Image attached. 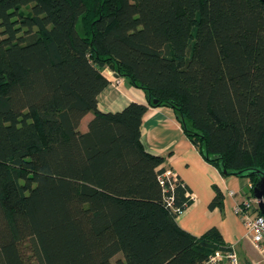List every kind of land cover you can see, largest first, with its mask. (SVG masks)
I'll return each mask as SVG.
<instances>
[{
    "label": "trees",
    "instance_id": "1",
    "mask_svg": "<svg viewBox=\"0 0 264 264\" xmlns=\"http://www.w3.org/2000/svg\"><path fill=\"white\" fill-rule=\"evenodd\" d=\"M104 68L146 103L99 110ZM157 106L251 196L264 170V2L0 0V264H113L118 252L116 264H207L230 249L215 226L178 224L189 188L141 141ZM214 188L209 207L222 208Z\"/></svg>",
    "mask_w": 264,
    "mask_h": 264
},
{
    "label": "crops",
    "instance_id": "2",
    "mask_svg": "<svg viewBox=\"0 0 264 264\" xmlns=\"http://www.w3.org/2000/svg\"><path fill=\"white\" fill-rule=\"evenodd\" d=\"M102 72L109 84L98 96L99 110H120L130 101L146 103L143 90L130 85L108 68ZM91 116L92 113L88 119ZM141 130L144 148L163 156V165L189 188L192 203L179 212L176 220L180 227L194 235H201L215 226L226 244L233 245L239 257H251L246 228L234 212L236 202L246 196L244 191L250 185L249 179L235 175L223 176L214 165L206 161L183 131L175 110L170 106L149 107L143 116ZM214 186L224 196L222 208L209 207L215 195Z\"/></svg>",
    "mask_w": 264,
    "mask_h": 264
},
{
    "label": "built area",
    "instance_id": "3",
    "mask_svg": "<svg viewBox=\"0 0 264 264\" xmlns=\"http://www.w3.org/2000/svg\"><path fill=\"white\" fill-rule=\"evenodd\" d=\"M167 177L175 178V174L167 169ZM173 187V183H171ZM188 195L191 196L190 193ZM192 197V196H191ZM234 212L241 219L246 228V237L249 240L258 258L251 262L242 263L233 245L227 250H215L208 256L207 264H264V210L261 211L253 196H245L234 205Z\"/></svg>",
    "mask_w": 264,
    "mask_h": 264
},
{
    "label": "rangeland",
    "instance_id": "4",
    "mask_svg": "<svg viewBox=\"0 0 264 264\" xmlns=\"http://www.w3.org/2000/svg\"><path fill=\"white\" fill-rule=\"evenodd\" d=\"M25 7L26 6H22V9H24L25 11H27V8H25ZM114 80L116 81L117 79H114ZM90 114H91V112H88V114L86 116H84L83 119L80 121V124H79V127H78L80 130H82V131L86 130L87 119L90 116ZM249 248H250V250H249V256H251V257L248 258L247 255H244V259H243V257H239V255H238V257H239V259H240V261L242 263L251 262L252 260L258 258L257 253L254 251V249L252 248L251 245H250ZM121 257H122L121 252H118L115 256H113L112 259H111L112 262H113V264H116L115 263L116 262V259L117 258H121Z\"/></svg>",
    "mask_w": 264,
    "mask_h": 264
},
{
    "label": "water",
    "instance_id": "5",
    "mask_svg": "<svg viewBox=\"0 0 264 264\" xmlns=\"http://www.w3.org/2000/svg\"><path fill=\"white\" fill-rule=\"evenodd\" d=\"M264 2V0H262ZM116 75V74H115ZM252 196L261 211L264 210V170L253 186Z\"/></svg>",
    "mask_w": 264,
    "mask_h": 264
}]
</instances>
